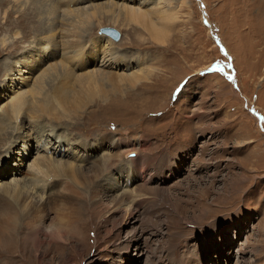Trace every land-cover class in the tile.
Here are the masks:
<instances>
[{"label": "rangeland", "instance_id": "obj_1", "mask_svg": "<svg viewBox=\"0 0 264 264\" xmlns=\"http://www.w3.org/2000/svg\"><path fill=\"white\" fill-rule=\"evenodd\" d=\"M0 1V113L42 69L58 62L61 71V60L76 76L95 69L113 82L85 91L76 112L62 108L60 122L54 109L51 122L41 116V131L27 115L22 138L0 143V187L32 177L30 165L46 154L77 171L68 182L49 175L61 201L32 224L20 211L6 225L10 211L0 206V264H264V0ZM158 5L176 15L164 43L120 11ZM81 11L88 15L77 21ZM75 24L93 27L82 56L64 44ZM134 74L142 78L126 85ZM11 144L17 152L8 157ZM91 182L101 200L84 187ZM41 183L26 186L38 202L48 189Z\"/></svg>", "mask_w": 264, "mask_h": 264}, {"label": "bare ground", "instance_id": "obj_2", "mask_svg": "<svg viewBox=\"0 0 264 264\" xmlns=\"http://www.w3.org/2000/svg\"><path fill=\"white\" fill-rule=\"evenodd\" d=\"M1 3L2 2L0 1V5H1ZM58 6H60V5H58ZM158 7H159V5L157 7H154L152 10L144 9V7H142V6H140L138 8H136V7L127 8L126 7L125 10L120 9V11L122 13L124 12V14H127L128 18L130 19L129 21L134 20V21H137L136 22L137 24L144 26V28L148 31V34L150 35V37L152 39H154L155 41H157L159 43H164V42H166L165 38L167 36L166 35L167 26H168L169 22L172 19H174V17H176V15H174V12L172 13V11H169V9L164 10V8L160 9L161 7L160 8H158ZM119 8H122V7H119ZM159 14H161L160 17L158 16ZM85 15H88V13H86L85 11H81V14H78L77 15L78 17H76L77 21H79V20L81 21V19H83ZM165 15H169V17L168 16L166 17ZM170 15H172V16H170ZM24 16H25V14H24ZM93 16H97V13L95 11H91V20H92ZM157 19L162 20V22L157 21ZM91 20L89 19L88 21H85V23L84 22L83 23L86 25L92 24ZM43 24H41V25H43ZM71 25H72V23H71ZM75 26H76V29H74V30L73 29L71 30V28L67 29V31H68L67 33H69L68 35H70V37H72V39L68 38L67 40H64V41H66V42H64V44H65L67 49H70L73 51L77 50V52H78L77 55L82 56V54L86 53V51H87L83 45V42L87 41L88 37L91 38V34H92L91 32L93 30V27L92 26H86L83 28V26L78 27V24H75ZM258 29H262L263 35L259 36L258 35L259 32H257V31L254 32V34H257L259 37V40L257 41V43L260 42L261 40H262L261 42H263L264 26H262V28H258ZM55 45H53V43H52L51 47H54ZM97 48H98V45L96 43H94L91 52H93V54H95V52H97L96 51ZM263 50H264V48L262 49V51ZM3 51H4V49L0 48V53H3ZM73 51H71V53ZM107 54L111 55L112 51L109 50L107 52ZM40 56H42V55H40ZM73 56L74 55H67V56H64V59H70ZM112 60L114 61L115 59L113 58ZM15 61H17V60H15ZM60 62L63 64V65L62 64L60 65L62 68L61 71L57 70V66L59 65L58 62L56 63L55 67H51V68H48L45 70L42 69L43 73H41L38 76V80L36 82H34L33 86L31 88H29L28 90H25L22 93L16 92L17 93L16 94V101L12 102L9 106L5 107V108H7L6 110H5V108H3V110L5 112L0 113V143H3L2 147L4 146L5 143H7V141L9 142L8 144H10L11 138L12 139L14 137H15V139L16 138H22L23 131H21V129L25 127V118H27V115L31 118L37 117V119L33 120V122H34L33 125H35L36 127L38 126L37 130L41 131L43 129V125H44L42 120H40V121L38 120V119H41V116L47 115L49 118V121H50L51 118L53 117V115H56V117L53 119L60 122V121H62V117H63V115H61V113L64 114V111H61V109L64 108L67 113L76 112L77 110H75V109H78L79 107H81L83 101L85 100V97H84L85 91H90V92L94 91L96 89V87H99L101 80L102 81L105 80L106 84H107V82L113 83V82H111V79H112L111 75H108V76L107 75H101V76L97 75V71H94L95 69H92V70L88 69L87 73L80 74V75L76 76L72 73V71L75 69L71 66V64H69L66 61H62V60ZM6 64H7V60H6ZM82 64L86 65V64H88V62L83 61ZM14 67L15 66H13L12 69H14ZM1 68L3 70V68H5V65L2 64ZM65 75H67L68 76L67 79L70 78V80H66V81L63 80V78L66 79ZM46 78L50 80L48 82L50 85L48 84V86H46V84H44V82L46 81ZM140 78H142V77L135 76V74L131 75L130 78L128 79V82L126 83V85L134 84ZM11 79L15 82L14 76ZM55 80H57L58 83L54 87L53 83L55 82ZM119 80L121 82H123V80H125V78L120 77ZM68 82L71 83V84H69V86H67L68 84H66ZM122 84L125 85L124 82ZM81 85H83V88H82L83 92L82 93L77 92L78 88L81 87ZM113 88H114V86H113ZM111 89H112V87H111ZM100 90H98V95H101ZM51 97L54 99H51ZM105 97L107 98V96H105ZM53 109L55 110V112H53V115H51ZM60 111H61V113H60ZM12 120L13 121L16 120V124L18 123V125H17L18 129L16 131L13 130L12 132H10L9 127H10V124L13 123ZM19 121H21L20 124H19ZM44 126H46V125H44ZM49 126L51 128H55V125H54V127L51 124ZM43 136H44L43 133H36V136L34 138H38L39 141H42ZM31 138H32V136L28 135V140H30ZM66 141H68V140L66 139ZM105 141H106V139H103L101 141V143H104ZM108 141H111V140H108ZM15 143H17V139H16ZM60 143H63V142H60ZM42 144L43 145L47 144L45 142V139L43 140ZM74 144H80V143L75 142ZM12 145L13 144L9 145V148L11 147V149L9 151H8V148L4 149V150H7V156L8 157H10L13 152H17L14 149H12V147H13ZM2 147H0V148H2ZM73 152H74V150H73ZM108 152H110V151H108ZM5 155H6V151H5ZM55 155H56L55 153H53L51 155L46 154L45 156L39 157V159H37L34 163H32L30 165L31 170L33 171L32 177L25 178V180H22L21 183H16V184H10L9 183V184H5L2 187H0V206L2 208L6 207V209H8L10 211L7 219L5 221L0 220L1 222H3V223L5 222L6 225H9V224L16 225V222L21 220V216H18L17 213L21 211L26 216L27 215L29 216L28 219L30 220V224H32L34 221L33 219L36 217V215L43 214L45 209H47L46 207H48L50 205L57 204L58 201H61L60 200V198H61L60 192L59 191L55 192L52 189V187L55 186L56 180L54 179V180H51L52 182L51 181L49 182V175L53 174V175H56L58 177H61V176L66 177L67 176L69 179L66 181L68 182L70 180L74 181V179L71 176L75 175L77 173V171L75 168H73L74 167L72 165L73 163L70 164L68 162V163L64 164V163H62L63 161H60V159H58L57 160L58 162H56ZM86 158L83 161L88 162L89 160H87ZM110 159L112 160L114 158H110ZM3 167H4V164L0 163V170ZM89 169L93 170L94 173L98 174V173H102L101 170L103 168L90 167ZM106 173H107V171H106ZM109 180L112 183V188H116V186H118L117 182L115 181V177L110 176ZM101 181H103V180H101ZM40 182L43 183V185H42L43 187L48 186V189L42 190V193H43L42 199L43 200H39V202H38L31 197L30 192L28 191V188H26V186L29 187L30 183L34 184V183H40ZM91 183H93V186L89 187V185H88L89 183H88V184L84 185V187H88L90 194L94 200H99L100 198H102L101 189H99V187L96 186L95 182H91ZM99 185H101V184H99ZM103 186H104V184H103ZM126 187L127 186L122 185V190H120V192H119L120 196H123V194L128 190V189H126ZM66 188H68V187H66ZM81 190H83V189H81ZM136 190H137V188H136ZM75 193L77 195H80L79 190L75 191ZM66 199H67V197L64 198V200H66ZM123 200H124V198H123ZM123 200L121 199V197H118V198H116V203H120ZM7 214H6V216H7ZM33 227H34V225H33ZM51 231H54V230H51ZM38 232H39V228H36V229L34 228V234H37Z\"/></svg>", "mask_w": 264, "mask_h": 264}, {"label": "water", "instance_id": "obj_3", "mask_svg": "<svg viewBox=\"0 0 264 264\" xmlns=\"http://www.w3.org/2000/svg\"><path fill=\"white\" fill-rule=\"evenodd\" d=\"M104 32L108 33L109 35H111L112 38H114L115 40L118 39V32L116 29H114L113 27H108L105 26L102 28ZM134 154V153H133Z\"/></svg>", "mask_w": 264, "mask_h": 264}]
</instances>
